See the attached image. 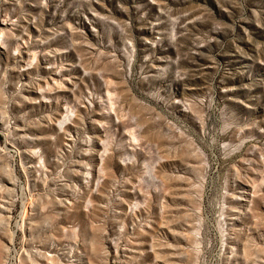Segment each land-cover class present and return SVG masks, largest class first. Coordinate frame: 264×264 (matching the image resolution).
Listing matches in <instances>:
<instances>
[{
  "label": "rangeland",
  "instance_id": "1",
  "mask_svg": "<svg viewBox=\"0 0 264 264\" xmlns=\"http://www.w3.org/2000/svg\"><path fill=\"white\" fill-rule=\"evenodd\" d=\"M0 264H264V0H0Z\"/></svg>",
  "mask_w": 264,
  "mask_h": 264
}]
</instances>
